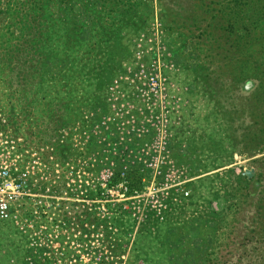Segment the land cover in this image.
I'll return each mask as SVG.
<instances>
[{"label": "rangeland", "instance_id": "1", "mask_svg": "<svg viewBox=\"0 0 264 264\" xmlns=\"http://www.w3.org/2000/svg\"><path fill=\"white\" fill-rule=\"evenodd\" d=\"M167 11L0 0V167L22 193L0 221V264L246 263L240 175L264 153L241 143ZM156 75L164 96L147 110L139 90Z\"/></svg>", "mask_w": 264, "mask_h": 264}, {"label": "trees", "instance_id": "2", "mask_svg": "<svg viewBox=\"0 0 264 264\" xmlns=\"http://www.w3.org/2000/svg\"><path fill=\"white\" fill-rule=\"evenodd\" d=\"M157 2L168 6L173 28L185 32L196 45L208 65L203 75L217 85L225 117H238L241 143L251 146L250 156L264 153V0ZM255 164L252 177L240 175L246 200L241 204L253 209L248 226L242 224L237 232L243 251L239 261L245 264H264V159Z\"/></svg>", "mask_w": 264, "mask_h": 264}, {"label": "built area", "instance_id": "3", "mask_svg": "<svg viewBox=\"0 0 264 264\" xmlns=\"http://www.w3.org/2000/svg\"><path fill=\"white\" fill-rule=\"evenodd\" d=\"M143 86L145 88H140L139 93L147 110H150L152 105L164 96V80L158 75L152 76L147 79ZM21 195V184L14 178H11L9 170L6 167H0V221L5 222L10 219V202Z\"/></svg>", "mask_w": 264, "mask_h": 264}, {"label": "water", "instance_id": "4", "mask_svg": "<svg viewBox=\"0 0 264 264\" xmlns=\"http://www.w3.org/2000/svg\"><path fill=\"white\" fill-rule=\"evenodd\" d=\"M252 173H253L252 171H245L244 175L247 176V178H250Z\"/></svg>", "mask_w": 264, "mask_h": 264}, {"label": "crops", "instance_id": "5", "mask_svg": "<svg viewBox=\"0 0 264 264\" xmlns=\"http://www.w3.org/2000/svg\"><path fill=\"white\" fill-rule=\"evenodd\" d=\"M184 97H186V95H184ZM182 104H183V103H182ZM182 104H181V105H182ZM181 108H182V110H183V109H184V105H182V106L179 105V108H178L177 112L175 113L176 115H177L178 111H179ZM184 110H185V109H184Z\"/></svg>", "mask_w": 264, "mask_h": 264}]
</instances>
